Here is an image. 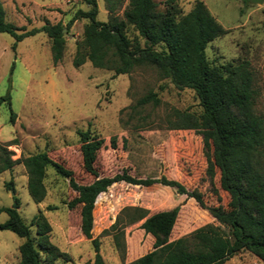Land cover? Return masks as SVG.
Segmentation results:
<instances>
[{
    "label": "rangeland",
    "instance_id": "374dc122",
    "mask_svg": "<svg viewBox=\"0 0 264 264\" xmlns=\"http://www.w3.org/2000/svg\"><path fill=\"white\" fill-rule=\"evenodd\" d=\"M6 21L25 29L39 27L46 18L59 21L65 39L61 59L52 64L49 41L37 31L10 45L12 36L0 32V139L7 145L11 158L45 151L50 158L72 170L77 183H87L92 176L80 162L77 129L88 128L103 138L104 145L96 153L94 166L99 175L113 176L121 169L135 177L154 179L148 186L113 181L98 194L92 210V236H98L99 253L104 264H130L151 249L152 237L139 228V222L124 228L125 252L114 246L109 235L101 234L124 205H140L155 212L176 204L179 209L171 228L167 248L178 251H224L232 240L226 224L216 221L192 198L175 193L155 182L164 175L182 183L187 189L202 193L207 205L226 206L228 195L218 186L217 172L212 183L204 174L205 159L200 136L191 129H170L164 118L172 109L198 113L200 106L190 88H177L166 78H159L152 67H137L129 74L113 75L111 70L94 67L84 61L73 67L74 41L81 35L84 18L77 19L66 30L72 12L86 9L82 0H0ZM163 8L164 0H154ZM194 0H174L184 13ZM226 32L209 41L204 53L213 64L247 60L255 76L259 95L256 111L264 113V0H201ZM127 0H124L123 5ZM96 19L105 21L107 12L102 0H96ZM120 14V11L118 12ZM147 91L155 93L151 102L131 108ZM13 122L8 121L10 110ZM116 137L115 148L108 139ZM11 180L16 208L21 220L29 225L38 209L50 224L49 241L68 254V260L56 258L51 264H92L93 251L88 239L78 228V208L66 202L75 192L67 178L48 166L43 183L45 195L34 202L26 190V173L20 162L0 173V206L13 207L14 199L3 183ZM46 205L55 206L46 209ZM6 214L0 211V222ZM31 236L34 226L29 225ZM23 240L13 232L0 230V264H18L17 245ZM158 260V258H157ZM156 260V261H157ZM156 261L154 263H156ZM223 264H264L260 257L239 251Z\"/></svg>",
    "mask_w": 264,
    "mask_h": 264
},
{
    "label": "trees",
    "instance_id": "16d2710c",
    "mask_svg": "<svg viewBox=\"0 0 264 264\" xmlns=\"http://www.w3.org/2000/svg\"><path fill=\"white\" fill-rule=\"evenodd\" d=\"M82 1L88 7L75 9L64 26L67 30L73 21L86 20L80 37L74 41L73 67L87 60L94 67L111 70L113 75L129 74L137 67H152L159 78L168 79L177 88L186 87L193 91L200 106L199 112L172 109L164 121L170 129H191L200 136L205 177L212 183L217 172L218 186L228 195L226 206L207 205L199 190L187 189L179 181L164 175L155 182L192 198L216 221L229 227L232 240L221 252L167 248L178 204L155 212L140 205H124L100 233L111 237L123 257L124 228L139 222V228L152 237L151 249L130 264H223L243 250L257 254L264 263V113L255 109L259 89L247 60L213 64L204 53L206 44L226 29L201 0H194L184 13L174 0H164L163 8H159L154 0H127L125 5L124 0H102L107 12L105 21L96 19V0ZM62 28L59 21L51 23L46 18L39 27L25 29L16 26L5 20L0 1V32L12 36V51L17 41L42 31L49 41L51 62L56 64L64 50ZM0 99L8 100V95ZM158 101L154 92L147 91L131 108L148 102L157 104ZM13 119L14 113L10 110L8 121L12 123ZM76 135L81 167L92 176L87 183H77L72 170L50 158L45 151L11 158L12 151L6 146L15 144V138L0 142V172L20 162L26 173V190L34 202L41 201L45 195L43 177L48 166L55 174L67 178L75 195L66 206L78 208V228L92 247V264H104L99 253L98 236L91 234L96 197L113 181L148 186L154 179L132 176L125 169L113 176L99 175L94 161L98 149L104 145L103 138L95 136L88 128L77 129ZM108 145L115 148L114 135L109 137ZM3 185L11 191L14 206H0V211L6 214L5 220L0 222V230H9L23 238L17 246L18 264H51L56 258L68 260V254L49 241L50 224L42 211L38 209L29 222L34 226L32 237L29 225L21 220L16 210L18 203L11 180ZM45 208L55 206L46 205Z\"/></svg>",
    "mask_w": 264,
    "mask_h": 264
},
{
    "label": "water",
    "instance_id": "95a60500",
    "mask_svg": "<svg viewBox=\"0 0 264 264\" xmlns=\"http://www.w3.org/2000/svg\"><path fill=\"white\" fill-rule=\"evenodd\" d=\"M250 2L260 3L262 0H249Z\"/></svg>",
    "mask_w": 264,
    "mask_h": 264
},
{
    "label": "crops",
    "instance_id": "0c3cea01",
    "mask_svg": "<svg viewBox=\"0 0 264 264\" xmlns=\"http://www.w3.org/2000/svg\"><path fill=\"white\" fill-rule=\"evenodd\" d=\"M0 141H1V139H0ZM3 172H4V171H3ZM0 173H2V172H0ZM21 242H22V241H21ZM21 242H20V243H21ZM20 243H19V244H20ZM19 244H18V245H19ZM18 245H17V246H18Z\"/></svg>",
    "mask_w": 264,
    "mask_h": 264
}]
</instances>
